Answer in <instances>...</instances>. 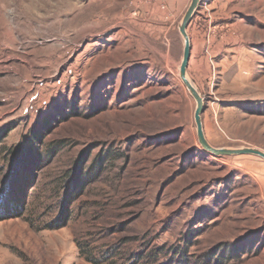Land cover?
<instances>
[{
	"label": "rangeland",
	"instance_id": "1",
	"mask_svg": "<svg viewBox=\"0 0 264 264\" xmlns=\"http://www.w3.org/2000/svg\"><path fill=\"white\" fill-rule=\"evenodd\" d=\"M180 1L0 0V264H264V161L200 146ZM188 34L208 142L264 152V0Z\"/></svg>",
	"mask_w": 264,
	"mask_h": 264
},
{
	"label": "water",
	"instance_id": "2",
	"mask_svg": "<svg viewBox=\"0 0 264 264\" xmlns=\"http://www.w3.org/2000/svg\"><path fill=\"white\" fill-rule=\"evenodd\" d=\"M203 1L204 0H192L182 20V23L179 25V33L184 41L183 59L180 65V79L184 87L187 89V91L189 92V94L197 104L194 119L197 128L198 142L205 152L215 157L254 156L264 161V152L259 149L215 148L207 140L204 124H203V114L206 111L205 100L188 78V68L192 56V45H191V39L188 34V28L193 20L194 15L196 14L198 8L200 7Z\"/></svg>",
	"mask_w": 264,
	"mask_h": 264
},
{
	"label": "trees",
	"instance_id": "3",
	"mask_svg": "<svg viewBox=\"0 0 264 264\" xmlns=\"http://www.w3.org/2000/svg\"><path fill=\"white\" fill-rule=\"evenodd\" d=\"M43 126L45 128H47L49 125L47 127L45 125H43ZM48 128H50V126ZM35 138L38 141H40L41 138L44 139L43 136H41L39 138V133H35ZM107 158H108V154L106 156V159ZM98 166L95 163L93 165V168H91V170L86 173V178H85V176H83V174H81V178L79 179L80 183H79V187H78L79 189H81V194H83L84 190L87 188V186H89V184H91L93 181L98 179L103 174V172H104L103 165L99 164ZM83 179H84V181H83ZM0 218H1L0 220H4L2 217H0ZM158 256H160V255L159 254L157 255L156 261H155L154 264H159L158 262H160V261H159V257ZM186 257H187L186 255L178 256L177 257V262L173 263V264H188V260H187ZM170 264H172V263H170ZM204 264H206V263H204Z\"/></svg>",
	"mask_w": 264,
	"mask_h": 264
},
{
	"label": "crops",
	"instance_id": "4",
	"mask_svg": "<svg viewBox=\"0 0 264 264\" xmlns=\"http://www.w3.org/2000/svg\"><path fill=\"white\" fill-rule=\"evenodd\" d=\"M171 1V3L172 4H174V6L173 7H175V8H179V6H177L175 3H176V1L178 2L179 1V3L181 2L180 0H169V2ZM178 3V4H179Z\"/></svg>",
	"mask_w": 264,
	"mask_h": 264
}]
</instances>
